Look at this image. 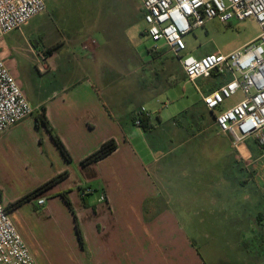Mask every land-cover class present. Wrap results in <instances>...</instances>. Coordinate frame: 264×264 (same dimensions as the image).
<instances>
[{
	"label": "crops",
	"instance_id": "crops-1",
	"mask_svg": "<svg viewBox=\"0 0 264 264\" xmlns=\"http://www.w3.org/2000/svg\"><path fill=\"white\" fill-rule=\"evenodd\" d=\"M23 27L0 39V55L17 80L16 67L29 62L44 60L43 68L50 71L55 63L48 59L57 51L51 48L45 52L47 59L42 58L34 41L17 33ZM82 51H67L68 57L82 53L83 63L57 65L59 78L43 95L34 99L26 95L34 114L0 133V200L10 215L19 211L12 206L18 197L67 172L60 182L24 203L35 202L52 213L71 211L62 194L74 200L82 242L69 220L64 237L74 252L62 264H226L227 259L241 264L242 247L259 237L264 220L260 173L246 166L245 158L254 155L246 143L234 147L202 102L203 94L230 77L212 74L207 78L210 87L198 85L201 99L188 108L191 119L185 126L178 115L156 113L144 130L134 120L146 107L142 103L146 97L130 98L117 87H104L98 56L90 47ZM227 102L225 107L236 103ZM41 112L65 145L70 162L50 132L36 125ZM188 129L190 133L181 137ZM111 139L117 144L114 152L82 164ZM2 170L33 182L13 195L3 183ZM87 188L93 191L84 195ZM42 198L45 203L39 205ZM187 222L189 230H205L206 258L196 247L197 232L186 231ZM229 246L231 256L226 255Z\"/></svg>",
	"mask_w": 264,
	"mask_h": 264
},
{
	"label": "rangeland",
	"instance_id": "rangeland-1",
	"mask_svg": "<svg viewBox=\"0 0 264 264\" xmlns=\"http://www.w3.org/2000/svg\"><path fill=\"white\" fill-rule=\"evenodd\" d=\"M45 1L46 12L34 17L21 31H17L34 41L32 43L38 47L44 59H47L45 52H49L51 48L57 49L47 62L55 63L50 71L43 68L44 60L16 67L18 81L29 98L34 99L41 93L43 95L47 85L59 78L57 65L83 63L80 62L82 53L80 56L73 53L68 57V50L86 51L85 47L88 46L99 58L104 87H117L118 93H125L130 98L145 96L142 103L153 114L162 113L163 117L178 115L184 126L190 121L191 112L188 108L201 99L198 85H206L208 88L212 81L203 78L196 83L189 82L180 60L166 47L165 42L155 43L146 36L147 24L143 20L141 0ZM87 1L91 4H84ZM259 33L260 27L254 18L233 20L229 24L214 19L185 37V53L196 57L210 52L230 53L253 41ZM240 98L239 94L228 101L227 105ZM164 103H168V107ZM189 133L188 129L182 131L180 136L185 137ZM151 139L153 141L154 136ZM246 145L254 154L245 158L246 166L250 172L260 173L264 196V148L257 145L254 139L247 140ZM1 175L7 191L13 195L33 182L32 178H19L8 170H2ZM22 197L23 195L14 202ZM71 203L77 216V205L74 200ZM18 208L19 211L11 217L33 253L35 264H62L65 256L74 252L67 245L68 237H64L66 223L69 220L75 223L72 211L55 209L52 213H47L44 207L37 206L35 202L23 203ZM261 223L259 237L253 239V244L247 241L242 247L245 251L241 264H264V220ZM185 224L188 228V222ZM186 231L192 235V232H197L194 235L196 247L202 257L206 258L205 230L188 228ZM231 252L232 246L227 247L226 255L231 256ZM234 263L232 259H227L226 264Z\"/></svg>",
	"mask_w": 264,
	"mask_h": 264
},
{
	"label": "built area",
	"instance_id": "built-area-1",
	"mask_svg": "<svg viewBox=\"0 0 264 264\" xmlns=\"http://www.w3.org/2000/svg\"><path fill=\"white\" fill-rule=\"evenodd\" d=\"M146 36L166 47L181 62L189 82L207 79L212 74L229 76L218 88L202 95L207 110L215 114L222 134L232 138L234 147L254 139L264 148V0H141ZM45 0H0V39L20 30L34 17L45 13ZM254 18L259 35L230 53L212 52L196 57L185 53V37L208 21L224 24ZM96 42L95 40L93 41ZM86 49L88 46L85 47ZM160 49V48H155ZM154 49V50H155ZM241 95L238 102L225 107L227 101ZM168 107V103H164ZM35 109L0 55V133L33 115ZM153 113L141 107L134 123L142 127ZM93 190L87 188L83 194ZM45 199L38 201L43 205ZM36 260L18 231L9 211L0 200V264H35Z\"/></svg>",
	"mask_w": 264,
	"mask_h": 264
},
{
	"label": "trees",
	"instance_id": "trees-1",
	"mask_svg": "<svg viewBox=\"0 0 264 264\" xmlns=\"http://www.w3.org/2000/svg\"><path fill=\"white\" fill-rule=\"evenodd\" d=\"M46 53H48V52H46ZM35 118H36V125L38 127H44L50 132V134H51L56 146L60 150L61 154L64 156V158L68 162H70L71 161V156H70L69 152L67 151V149H66L65 145L63 144V142L60 140L58 135L54 132V130H53V128H52V126H51L46 114H45V112H41V113L37 114ZM150 125H151V123H150L149 119L146 118V119L143 120L142 128L144 130H148ZM116 148H117L116 141L114 139H111V140L105 142L96 152L92 153L87 158H85L82 161V164L86 165V164H89V163H92V162L100 161L103 158H105L108 155H110L112 152H114L116 150ZM67 175H68L67 172L59 174L58 176L54 177L50 181L46 182L45 184H43L40 187H38L37 189H35L33 192L25 195L21 199H19L16 202H14L12 204V206L13 207H18L21 204H23V203H25L27 201H30L33 196L43 192L47 188H49V187L55 185L56 183L60 182ZM62 197H63V199L65 200L66 204L68 205V207L70 208V210L72 211V213L74 215L76 231H77L78 236H79V238H80V240L82 242V235H81V232H80V227H79V224H78V221H77V216H75L71 200L67 196V194H65V193L62 194Z\"/></svg>",
	"mask_w": 264,
	"mask_h": 264
}]
</instances>
